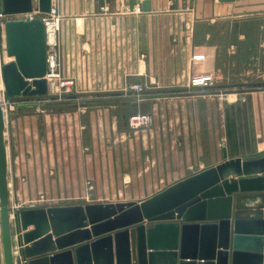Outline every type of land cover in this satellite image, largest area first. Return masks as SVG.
<instances>
[{"label": "crops", "instance_id": "obj_1", "mask_svg": "<svg viewBox=\"0 0 264 264\" xmlns=\"http://www.w3.org/2000/svg\"><path fill=\"white\" fill-rule=\"evenodd\" d=\"M51 8L59 24L47 53L72 80V103L4 116L14 261L15 213L43 208L32 202H137L224 155L264 152V90L249 89L264 86V0H51ZM0 60L14 61L4 30ZM201 76L212 81L191 86ZM133 84L143 86L141 100ZM139 113L150 122L131 129L128 115ZM243 135L252 148L239 145ZM241 196H259L261 204L238 207ZM263 203V193L237 194L232 218L260 219Z\"/></svg>", "mask_w": 264, "mask_h": 264}, {"label": "water", "instance_id": "obj_2", "mask_svg": "<svg viewBox=\"0 0 264 264\" xmlns=\"http://www.w3.org/2000/svg\"><path fill=\"white\" fill-rule=\"evenodd\" d=\"M0 6L10 16L5 52L14 59L0 68L6 96L45 97V26L24 15L49 14L51 0H1ZM141 10H150L147 1ZM3 133L0 105L2 264H264V203L260 219L232 218L237 194H264V152L224 155L221 164L142 201L21 209L15 213L20 249L14 261ZM223 200H229L228 211L216 214L212 206Z\"/></svg>", "mask_w": 264, "mask_h": 264}, {"label": "built area", "instance_id": "obj_3", "mask_svg": "<svg viewBox=\"0 0 264 264\" xmlns=\"http://www.w3.org/2000/svg\"><path fill=\"white\" fill-rule=\"evenodd\" d=\"M136 11L139 12V8H136ZM33 12H37V11H33ZM33 12L26 14L24 16L26 18L33 19V17H34L32 15ZM11 17H13V16H11ZM3 18H4V15L2 14V12L0 10V21ZM41 19L44 23L46 35L48 38L58 28L59 18H58V13H57L56 9L51 8L50 13L47 14V17H44ZM56 60H57V56H56L55 52L47 53V74L45 76V79L47 81L48 93L45 96L47 99H44V97L38 98V100L40 99V101H42V102L52 101V100H55V101L64 100L67 98V96H70L73 93V82H72V80L63 78L56 71V68H57ZM211 81H212V78L210 76H201V77H197V78H194L193 80H191V86H206ZM129 90L133 92V94L137 100H141V98H142L141 95L143 93V86L141 84H133L132 86L129 87ZM149 122H150V117L147 114H140V113L139 114H131L128 117V125L130 128H133V129L142 128V127L148 125ZM0 244H1V242H0ZM1 251H2V248L0 245V253H1Z\"/></svg>", "mask_w": 264, "mask_h": 264}, {"label": "rangeland", "instance_id": "obj_4", "mask_svg": "<svg viewBox=\"0 0 264 264\" xmlns=\"http://www.w3.org/2000/svg\"><path fill=\"white\" fill-rule=\"evenodd\" d=\"M67 10L68 13H70V8H65ZM0 10H1V6H0ZM57 11V9H56ZM2 12V10H1ZM58 13V11H57ZM34 17H43L47 14H40L37 12H33L32 14ZM8 19V16H4V18L0 21V35L2 34V31L4 30V22L5 20ZM3 65H5V63H3L2 60H0V68L3 67ZM245 91H251L249 89H253V90H264V86L262 87H255V88H243ZM73 94V93H72ZM71 98H66L64 100H60V101H40V99H35L33 97H31V99H29L27 96H15V97H7L6 96V88L5 85L3 84V82H0V105L3 109V113L4 116L6 118H9L12 114H16V113H24V112H33V113H42L45 108H47L48 106H54V105H59V106H66V105H71ZM81 106H87V103H81ZM130 116V114L128 115V117ZM127 124H128V119H127ZM129 126V125H128ZM148 126V125H146ZM145 127V126H144ZM133 129V128H131ZM229 143L232 144L233 143V135H229ZM250 137H248L247 135H243L240 136V141H239V145L243 146V147H253V142L251 141V139H249ZM241 153V152H240ZM243 153H247V151H243ZM249 153H252L249 152ZM172 185V184H171ZM170 185V186H171ZM169 187V186H168ZM151 198V197H150ZM146 200V199H145ZM142 201V200H141ZM108 202H95V200H87V199H79V200H74L71 202V200H56V199H39L36 202H32L30 203L31 206H37V205H42L43 208H53V207H71V206H84L87 204H105ZM1 245V244H0ZM2 259V257H1Z\"/></svg>", "mask_w": 264, "mask_h": 264}, {"label": "bare ground", "instance_id": "obj_5", "mask_svg": "<svg viewBox=\"0 0 264 264\" xmlns=\"http://www.w3.org/2000/svg\"><path fill=\"white\" fill-rule=\"evenodd\" d=\"M260 204H261V197L259 196H241L237 199L238 207H246V208L257 207ZM228 208H229V200L220 201L216 205L212 206V209L216 214L226 213L228 211ZM0 257H2V251L0 253ZM2 263H3V259H2Z\"/></svg>", "mask_w": 264, "mask_h": 264}]
</instances>
